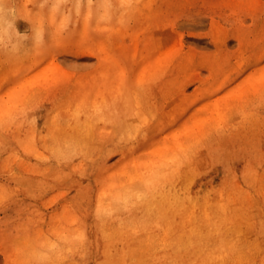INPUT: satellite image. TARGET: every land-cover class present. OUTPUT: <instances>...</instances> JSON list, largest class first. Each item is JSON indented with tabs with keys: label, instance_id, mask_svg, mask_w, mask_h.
I'll return each instance as SVG.
<instances>
[{
	"label": "rangeland",
	"instance_id": "obj_1",
	"mask_svg": "<svg viewBox=\"0 0 264 264\" xmlns=\"http://www.w3.org/2000/svg\"><path fill=\"white\" fill-rule=\"evenodd\" d=\"M0 1V264H134L102 207L148 171L264 264V0Z\"/></svg>",
	"mask_w": 264,
	"mask_h": 264
},
{
	"label": "bare ground",
	"instance_id": "obj_2",
	"mask_svg": "<svg viewBox=\"0 0 264 264\" xmlns=\"http://www.w3.org/2000/svg\"><path fill=\"white\" fill-rule=\"evenodd\" d=\"M43 7L52 6L43 3ZM13 15L11 6L0 1V41L5 40ZM37 36L35 33L31 38ZM82 131L87 134L86 129ZM178 184H169L164 176L148 171L141 180L131 178L126 188L115 184L107 198L108 206L102 207L115 222L116 229L121 222H127L136 233L129 242L134 264H211L220 255L221 247L212 251L211 244L201 242V229L189 222L199 216L197 199L194 194H186L180 181ZM103 219L99 217L100 230H103ZM138 236L141 237L138 239Z\"/></svg>",
	"mask_w": 264,
	"mask_h": 264
}]
</instances>
